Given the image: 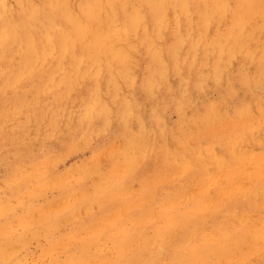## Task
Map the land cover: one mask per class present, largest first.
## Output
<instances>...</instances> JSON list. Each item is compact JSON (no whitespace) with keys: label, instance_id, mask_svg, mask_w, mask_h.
Instances as JSON below:
<instances>
[{"label":"rangeland","instance_id":"1","mask_svg":"<svg viewBox=\"0 0 264 264\" xmlns=\"http://www.w3.org/2000/svg\"><path fill=\"white\" fill-rule=\"evenodd\" d=\"M21 1L22 0H6V1L3 0V3H2L3 8H1L2 6L0 3V14H1L0 25L2 27L4 26L3 29L0 26V31H1L0 32V52H1L0 54L1 55L0 56V81L2 80L0 82V96L2 95V97H0V104H1L0 105L1 107L0 108V113H1L0 114V157H1L0 158V259H1L0 264H74V262L75 264H85L86 261L88 264H92V263L93 264H99V263L100 264H133V263L134 264H143V263L144 264H160V263L161 264H171V263L172 264H228V263L229 264H232V263L233 264H236V263L237 264H252V263L253 264H264V259H263L264 258L263 256L264 255L263 253L264 252V228L262 227L264 226V223H263L264 222V196H263L264 195L263 194L264 193V180H263L264 179V160H263L264 159V144H263L264 143V133H263L264 132V129H263L264 128V112H263L264 111V66H263L264 65V60H263L264 59V52H263L264 51V43H263L264 42L263 41L264 39V29H263L264 28V6H263L264 0H257V1L256 0H244V2L243 0L242 1L241 0H231V2L230 0H228V2L227 0H221V3L223 4V5L221 4L222 8L218 10L217 12H212V9H210L214 5L213 0H200V1L199 0L198 1L197 0H182V1L181 0H177V1L176 0H165L162 6H160L158 3H155V2L153 3L152 2L153 0H144V1L143 0H133V1L132 0H105L104 1L105 3L103 2V0H96V1L95 0H64L63 2L62 0H48V1L46 0V2L48 3L44 2V0H32V1L23 0L22 2ZM209 1H211V4L209 3ZM245 1L248 3H246ZM91 3H93V5ZM9 4L12 5V7L9 6ZM111 4L115 7H113ZM246 4H247V7L249 6L248 8H246ZM4 5L6 7H4ZM72 5L73 7L75 6L74 9ZM202 6H204L205 8ZM259 6L261 9L259 8ZM99 7L100 8L102 7L101 10ZM39 9L41 12L39 11ZM2 10L4 11L2 12ZM17 10L19 11L17 12ZM102 10L104 12H102ZM61 12L64 15H62ZM88 12H89V16L87 14ZM116 12L117 14L114 15V13ZM49 13L52 16H50ZM22 15L23 17H21ZM142 15H144V17H142ZM155 15L157 16V18ZM9 16L11 20L10 19L8 20ZM34 16L37 18H35ZM40 17L43 19H41ZM1 18L2 19L4 18L5 21H3ZM25 19L26 20L28 19V20L26 21ZM32 19L36 21L34 22ZM143 19L146 21H144ZM229 19H231L233 22ZM46 21L48 23H45ZM70 21L72 23L76 22L77 25L75 23L70 24ZM81 21L82 23H80ZM95 21L99 22L97 26H96ZM87 22L89 26L94 25L92 27H98L101 31L104 30L105 33H111L112 35L114 32L116 33L114 35L115 37L117 36L116 37L117 40L113 39V42H112V47L116 44L113 50L111 51L109 50V52L105 51L104 53L100 54L99 57H95L93 55V50L88 49L90 48L88 46V43H90L91 41H94L95 32L94 31L90 32L91 31L90 29L88 30V29L81 28V26L83 27V25H86ZM193 23L197 25V28H196V25H194ZM247 23L248 25H245ZM100 24L103 25L104 27L101 26ZM17 25L20 27H18ZM200 25H202V27ZM72 27L73 28L75 27V28L73 29ZM112 28L114 30H112ZM116 28H120V29H116ZM260 28L262 30H260ZM238 29L240 31H238ZM21 30L23 32H21ZM256 30L258 32H256ZM85 31L86 33H91V34L88 35L87 38L82 39L81 32H85ZM192 31H194L195 33ZM163 33L165 36L163 35ZM236 33L238 34V36H236L237 35ZM20 34L23 36L20 37L21 36ZM64 34L66 37L62 38ZM73 35H76V36H73ZM129 36H133V37H129ZM237 38L240 40H238ZM6 39H8L7 42H6ZM40 39H42L43 41ZM54 40L57 42H55ZM150 40H151V43H150ZM161 41L162 43H159ZM211 41H213V43ZM222 41L224 42L222 43ZM100 42L101 40L99 39V43ZM58 43L60 45H58ZM83 44L86 46H84ZM210 44L211 46L212 45L213 46L211 47ZM156 45L157 47H155ZM242 45L244 46V48L242 47ZM49 47L51 48V50ZM82 47H83V50H81ZM120 48H124V50H120ZM127 48L129 49L127 50ZM44 49L46 50V52ZM117 49L119 51H117ZM114 51L116 52L114 53ZM120 51H122L121 53L123 56L119 57L116 53ZM14 52H16V54ZM31 52H32V56L30 55ZM77 52H79L78 55L81 53L79 57L77 54L75 55V53ZM58 54L59 55L62 54V55L59 56ZM161 54H162V57H160ZM173 54H175L176 56ZM136 55H138L139 57L138 56L136 57ZM249 55H250V59H249ZM260 55H261V58H260ZM76 57H78V59ZM72 59L73 60L75 59V60L73 61ZM124 59L125 60L128 59V61L124 62ZM3 60L5 63L3 62ZM77 60L79 62H77ZM136 60H139V61H136ZM225 61L227 65H225L226 64ZM71 62L72 64H69ZM80 62H81V65H80ZM13 63L16 65H14ZM51 64L53 66H51ZM99 64L102 66H100ZM109 64L110 65L112 64V65L110 66ZM121 64H123L124 66ZM217 64H220V65L217 66ZM25 65H27L28 67H26ZM95 66L97 68H95ZM260 67L262 68L260 69ZM42 68L44 69V71ZM100 68H101V71H100ZM44 73H45V76H44ZM74 73H75V76H74ZM56 74L58 75V77L56 76ZM111 74L113 76H111ZM76 75H78L79 78ZM35 76L37 77L35 78ZM96 76L97 77L99 76V77L97 78ZM7 77H9L8 80H7ZM118 77H121V78L117 79ZM202 77L203 78L206 77V78L203 79ZM44 78L45 80H48V81L47 82L44 81ZM50 78H52L53 80ZM148 78H151V79H148ZM68 79L70 81H68ZM65 80L69 83H67ZM183 82L185 83V85ZM120 83H122V85ZM151 87L152 89L153 88L154 89L152 90ZM39 89H41L40 93H39ZM77 90H80V91H77ZM99 91L100 92L103 91V92L100 93ZM16 95L18 97H16ZM21 95L23 96L21 97ZM236 96L239 97L240 99L237 98ZM20 97H21V100L18 101ZM76 97H79V99H77ZM9 99H11V102ZM107 102L109 104H107ZM12 103L13 104L15 103L14 106ZM30 106H31V109L29 108ZM48 108L50 111L48 110ZM30 111H32V113ZM63 118L64 120H62ZM145 118H146V121H145ZM52 119H54L55 121L54 120L51 121ZM6 120H9V121H6ZM136 120L139 122H136ZM5 121H6V124H5ZM115 122H117L118 125ZM42 123L44 124L42 125ZM249 123H251V125H249ZM32 124L33 125L35 124V125L33 126ZM47 124L49 126H47ZM201 124L202 126H200ZM121 125L124 126L125 128L121 127ZM133 128L135 130L136 129L139 130L140 132L137 130L135 132ZM16 129L18 130L19 133L17 132ZM164 130L166 131V133ZM94 133H95V136H94ZM69 134L71 135L69 136ZM83 134H86L87 137ZM162 135H164V137H162ZM92 137L94 140L92 139ZM13 138H15V140ZM71 141H73V143ZM124 142H126V145ZM237 143L240 145H238ZM114 146L115 148H113ZM72 149L75 151H73ZM234 151H235V154H234ZM239 151L242 153V155H240L241 153L240 154L238 153ZM101 154L103 157H101ZM247 155L248 156L252 155L251 157L253 158L248 157ZM234 156L236 158H234ZM218 157L220 159H218ZM245 157L248 159H246ZM260 158L261 159L263 158V159L260 161ZM46 159H48L49 161ZM155 160L156 161L158 160V161L156 162ZM142 161L145 162L147 166H145ZM218 161H219V164H218ZM36 162L37 164L39 163L38 167H37ZM126 163H127V167H126ZM235 164L237 165V167ZM22 165H26V166H22ZM115 165L117 166V168ZM143 166H145L146 169ZM74 170L77 172H75ZM39 171L42 173H40ZM59 171H60V174H59ZM25 173L27 174L24 176ZM71 175H74V176H71ZM262 175L263 177L261 178ZM71 177H74V178H71ZM185 178H188L189 180ZM73 179L76 181H74ZM74 182H77V183H74ZM21 183L22 184L24 183V185H22ZM200 184H201V187H200ZM12 185L14 186L12 187ZM250 186H253V187H250ZM135 188L137 189L135 190ZM180 191L182 193H180ZM185 192L186 194H184ZM233 192L235 193L233 194ZM182 195L183 196L185 195V196L183 197ZM207 195L208 197H206ZM250 195L251 197H249ZM100 197L102 200L100 199ZM178 198L180 199L181 203L179 202ZM62 199H63V202H62ZM173 200L174 201L176 200V202L174 203ZM210 200L212 201V203ZM114 201L115 202L117 201V202L115 203ZM237 201L238 202L241 201V202L238 203ZM92 202L94 204H92ZM191 202H194V203H191ZM55 203L57 205H55ZM253 203L254 204L256 203V204L253 206ZM172 204H174V206ZM156 206H159V207H156ZM175 206H177V208H175ZM244 206L246 210L244 209ZM148 211L149 213L147 214ZM210 211L212 212V214ZM220 211L222 212L219 213ZM253 211L255 214L253 213ZM180 213H182L181 217H178V215L180 216ZM68 216H70L69 219H68ZM189 216H191V218ZM244 216L245 218H243ZM71 217L72 218L75 217V218L72 219ZM66 218L67 220H65ZM104 218L106 219L104 220ZM124 220L125 221L127 220V221L125 222ZM209 220L210 222H206ZM158 221L161 223H159ZM108 222H110V224ZM145 222H146V226H144ZM153 222L155 223L153 224ZM220 222L222 224H220ZM112 223L114 224L112 225ZM155 224H157L158 226ZM164 224L166 226H164ZM162 226H164V228ZM85 227L87 228V230L85 229ZM135 227H137V229ZM175 228L177 229V231ZM234 229L236 232L234 231ZM115 230L116 231L119 230V231L116 232ZM258 230H261V231H258ZM144 231H146L147 234ZM131 232L134 234L132 235ZM257 232H260V233H257ZM217 233H220V234H217ZM256 233H257V236H256ZM153 235H155V237ZM119 238L121 240H119ZM125 238L127 240H125ZM2 239L4 242L2 241ZM80 239L81 241H79ZM144 239H145V242H144ZM6 241L7 242L11 241V242L7 243ZM258 243L260 244L259 246L257 245ZM254 246H257V247H254ZM134 247L136 248L134 249ZM144 248H146L147 250ZM151 248L152 249L154 248V249L152 250ZM258 248L260 252H258ZM114 250H117V251H114ZM71 252L73 255L71 254ZM169 252L171 254H169ZM220 252H221V256H220ZM135 255H137V257H135ZM125 258L126 259L128 258L129 261L127 260L126 262Z\"/></svg>","mask_w":264,"mask_h":264},{"label":"bare ground","instance_id":"2","mask_svg":"<svg viewBox=\"0 0 264 264\" xmlns=\"http://www.w3.org/2000/svg\"><path fill=\"white\" fill-rule=\"evenodd\" d=\"M5 1H6V0H5ZM22 1H23V0H22ZM22 1H21V2H22ZM25 1H26V0H25ZM25 1H24V2H25ZM31 1H32V0H31ZM47 1H48V0H47ZM63 1H64V0H62V2H63ZM95 1H96V0H95ZM95 1H94V2H95ZM104 1H105V0H103V2H104ZM132 1H133V0H132ZM143 1H144V0H143ZM176 1H177V0H176ZM181 1H182V0H181ZM197 1H198V0H197ZM197 1H196V2H197ZM199 1H200V0H199ZM213 1H214V5H213L210 9H212V12H217L218 10H220V9L222 8V7H221V4H222V3H221V0H213ZM241 1H242V0H241ZM256 1H257V0H256ZM24 2H23V3H24ZM44 2H46V0H44ZM55 2H56V1H55ZM88 2H89V1H88ZM92 2H93V1H92ZM97 2H98V1H97ZM117 2H118V1H117ZM152 2H153V3H154V2H155V3H158L160 6H162V5L164 4L165 0H153ZM174 2H175V1H174ZM178 2H179V1H178ZM187 2H189V1H187ZM227 2H228V0H227ZM230 2H231V0H230ZM233 2H234V1H233ZM239 2H240V1H239ZM243 2H244V0H243ZM245 2H246V1H245ZM0 3H1V6H2L1 8H3V4H2V3H3V0H0ZM16 3H17V2H16ZM27 3H28V2H27ZM46 3H48V2H46ZM51 3H52V2H51ZM73 3H74V2H73ZM89 3H90V2H89ZM104 3H105V2H104ZM120 3H121V2H120ZM134 3H135V2H134ZM142 3H143V2H142ZM201 3H202V2H201ZM209 3L211 4V1H209ZM246 3H248V2H246ZM4 4H5V3H4ZM35 4H36V3H35ZM35 4H34V5H35ZM44 4H45V3H44ZM63 4H64V3H63ZM67 4H68V2H67ZM69 4H70V3H69ZM82 4H83V3H82ZM91 4L93 5V3H91ZM96 4H97V3H96ZM226 4H227V3H226ZM41 5H42V4H41ZM41 5H39V6H41ZM45 5H46V4H45ZM73 5H74V4H73ZM73 5H72V7H73ZM84 5H85V4H84ZM101 5H103V4H101ZM111 5H112V4H111ZM114 5H115V4H114ZM136 5H137V4H136ZM140 5H141V4H140ZM156 5H157V4H156ZM156 5H155V6H156ZM180 5H181V3H180ZM187 5H188V4H187ZM202 5H204V4H202ZM208 5H209V4H208ZM208 5H207V6H208ZM222 5H223V4H222ZM227 5H228V4H227ZM235 5H236V4H235ZM242 5H243V3H242ZM249 5H250V4H249ZM9 6L12 7V5H10V4H9ZM28 6H29V5H28ZM28 6H26V7H28ZM43 6H44V5H43ZM47 6H48V5H47ZM53 6H54V5H53ZM61 6H62V5H61ZM76 6H77V5H76ZM85 6H86V5H85ZM89 6H90V5H89ZM112 6H113V5H112ZM199 6H200V5H199ZM233 6H234V5H233ZM254 6H255V5H254ZM263 6H264V5H263ZM263 6H262V7H263ZM4 7H6V6L4 5ZM23 7H25V6H23ZM44 7H45V6H44ZM44 7H43V8H44ZM62 7H63V6H62ZM70 7H71V5H70ZM70 7H69V8H70ZM74 7H75V6H74ZM74 7H73V9H74ZM77 7H78V6H77ZM90 7H91V6H90ZM113 7H115V6H113ZM164 7H165V6H164ZM193 7H194V6H193ZM202 7H204V6H202ZM225 7H226V5H225ZM230 7H231V6H230ZM248 7H249V6H248ZM248 7H247V4H246V8H248ZM8 8H9V7H8ZM15 8H16V6H15ZM64 8H65V7H64ZM95 8H96V7H95ZM99 8H100V7H99ZM101 8H102V7H101ZM101 8H100V10H101ZM125 8H126V7H125ZM159 8H160V7H159ZM175 8H176V7H175ZM198 8H199V7H198ZM198 8H197V9H198ZM200 8H201V7H200ZM204 8H205V7H204ZM231 8H232V7H231ZM246 8H245V9H246ZM251 8H252V7H251ZM259 8H260V6H259ZM20 9H21V8H20ZM54 9H55V8H54ZM70 9H71V8H70ZM70 9H69V10H70ZM114 9H115V8H114ZM132 9H133V8H132ZM150 9H151V8H150ZM160 9H161V8H160ZM191 9H192V8H191ZM202 9H203V8H202ZM235 9H236V8H235ZM238 9H239V8H238ZM257 9H258V8H257ZM257 9H256V10H257ZM260 9H261V8H260ZM32 10H33V9H32ZM83 10H84V9H83ZM90 10H91V9H90ZM98 10H99V9H98ZM98 10H97V11H98ZM140 10H142V9H140ZM140 10H139V11H140ZM156 10H157V9H156ZM168 10H169V9H168ZM188 10H189V9H188ZM194 10H195V9H194ZM206 10H207V8H206ZM248 10H249V9H248ZM254 10H255V9H254ZM3 11H4V10H2V12H3ZM7 11H8V10H7ZM9 11H10V10H9ZM18 11H19V10H17V12H18ZM21 11H22V10H21ZM39 11H40V9H39ZM53 11H54V10H53ZM65 11H66V10H65ZM85 11H87V10H85ZM88 11H89V10H88ZM111 11H112V10H111ZM129 11H130V10H129ZM148 11H149V10H148ZM228 11H229V10H228ZM230 11H231V10H230ZM235 11H236V10H235ZM243 11H244V10H243ZM257 11H258V10H257ZM40 12H41V11H40ZM44 12H45V10H44ZM49 12H50V11H49ZM100 12H101V11H100ZM102 12H104V11L102 10ZM107 12H108V11H107ZM126 12H127V11H126ZM156 12H158V11H156ZM200 12H201V11H200ZM253 12H254V11H253ZM4 13H5V12H4ZM14 13H15V12H14ZM19 13H20V12H19ZM19 13H18V14H19ZM23 13H24V12H23ZM53 13H54V12H53ZM59 13H60V11H59ZM61 13H62V12H61ZM92 13H93V12H92ZM143 13H144V11H143ZM143 13H142V14H143ZM160 13H161V12H160ZM189 13H190V12H189ZM203 13H204V11H203ZM206 13H207V11H206ZM6 14H7V12H6ZM9 14H10V13H9ZM30 14H31V13H30ZM35 14H36V13H35ZM54 14H55V13H54ZM56 14H57V13H56ZM70 14H71V12H70ZM73 14H74V12H73ZM77 14H78V13H77ZM87 14H88V16H89V12H88ZM116 14H117V12L114 13V15H116ZM138 14H139V12H138ZM165 14H166V13H165ZM252 14H253V13H252ZM262 14H263V12H262ZM24 15H25V14H24ZM49 15H50V13H49ZM62 15H64V14L62 13ZM101 15H102V14H101ZM112 15H113V14H112ZM124 15H125V14H124ZM161 15H162V14H161ZM172 15H173V14H172ZM191 15H192V14H191ZM228 15H229V13H228ZM232 15H233V13H232ZM246 15H247V14H246ZM250 15H251V14H250ZM0 16H1V14H0ZM10 16H11V15H10ZM10 16L8 17V20L10 19ZM42 16H43V15H42ZM50 16H52V15H50ZM69 16H71V15H69ZM95 16H96V15H95ZM106 16H107V15H106ZM117 16H118V15H117ZM133 16H135V15H133ZM155 16H156V15H155ZM175 16H176V15H175ZM202 16H203V15H202ZM207 16H208V15H207ZM218 16H219V14H218ZM234 16H235V14H234ZM237 16H238V15H237ZM243 16H245V15H243ZM243 16H242V17H243ZM258 16H259V15H258ZM21 17H23V15H22ZM34 17H35V16H34ZM54 17H55V16H54ZM101 17H102V16H101ZM107 17H108V16H107ZM129 17H130V16H129ZM142 17H144V15H142ZM164 17H165V15H164ZM178 17H179V16H178ZM189 17H190V16H189ZM198 17H200V16H198ZM239 17H240V16H239ZM254 17H255V16H254ZM32 18H33V17H32ZM35 18H37V17H35ZM40 18H41V17H40ZM48 18H49V17H48ZM57 18H58V17H57ZM71 18H72V17H71ZM97 18H98V17H97ZM126 18H127V16H126ZM156 18H157V16H156ZM195 18H196V17H195ZM215 18H216V17H215ZM218 18H219V17H218ZM240 18H241V17H240ZM244 18H245V17H244ZM1 19H2V18H1ZM41 19H43V18H41ZM67 19H68V17H67ZM102 19H103V18H102ZM102 19H101V20H102ZM105 19H106V18H105ZM111 19H112V18H111ZM117 19H118V18H117ZM129 19H130V18H129ZM133 19H134V18H133ZM159 19H161V18H159ZM166 19H167V18H166ZM176 19H177V18H176ZM246 19H247V17H246ZM250 19H251V18H250ZM259 19H260V18H259ZM261 19H262V18H261ZM2 20L5 21L4 18H3ZM2 20H1V21H2ZM10 20H11V19H10ZM25 20H26V19H25ZM27 20H28V19H27ZM27 20H26V21H27ZM32 20H33V19H32ZM32 20H31V21H32ZM45 20H46V19H45ZM65 20H66V19H65ZM131 20H132V18H131ZM143 20H144V19H143ZM143 20H142V21H143ZM167 20H168V19H167ZM199 20H200V19H199ZM202 20H203V19H202ZM215 20H216V19H215ZM217 20H218V19H217ZM229 20H231V19H229ZM234 20H235V18H234ZM3 21H2V22H3ZM33 21H34V20H33ZM35 21H36V20H35ZM35 21H34V22H35ZM54 21H55V20H54ZM103 21H104V20H103ZM115 21H117V20H115ZM144 21H146V20H144ZM155 21H156V20H155ZM188 21H189V20H188ZM193 21H194V20H193ZM213 21H214V20H213ZM222 21H223V19H222ZM231 21H232V20H231ZM238 21H239V20H238ZM9 22H10V21H9ZM11 22H12V21H11ZM24 22H25V21H24ZM95 22H96V21H95ZM101 22H102V21H101ZM108 22H109V21H108ZM136 22H137V21H136ZM152 22H153V21H152ZM164 22H165V21H164ZM164 22H163V23H164ZM195 22H196V21H195ZM215 22H216V21H215ZM232 22H233V21H232ZM234 22H236V21H234ZM244 22H245V21H244ZM246 22H247V21H246ZM259 22H260V21H259ZM259 22H258V23H259ZM261 22H262V21H261ZM17 23H18V22H17ZM25 23H26V22H25ZM29 23H30V22H29ZM45 23H48V22L46 21ZM71 23H72V22L70 21V24H71ZM74 23L76 24V22H73L72 24H74ZM80 23H82V21H81ZM216 23H217V22H216ZM20 24H21V23H20ZM23 24H24V23H23ZM98 24H99V22H96V26H97ZM105 24H107V23H105ZM122 24H123V23H122ZM125 24H126V23H125ZM140 24H141V23H140ZM178 24H179V23H178ZM188 24H189V23H188ZM193 24H194V23H193ZM200 24H201V22H200ZM253 24H254V23H253ZM2 25H3V24H2ZM6 25H7V24H6ZM50 25H51V24H50ZM64 25H65V24H64ZM76 25H77V24H76ZM90 25H91V24H90ZM100 25H101V24H100ZM112 25H114V24H112ZM133 25H134V24H133ZM194 25H196V24H194ZM245 25H248V23L245 24ZM0 26H1V25H0ZM17 26H18V25H17ZM52 26H53V25H52ZM52 26H51V27H52ZM57 26H58V25H57ZM60 26H61V25H60ZM62 26H63V25H62ZM72 26H73V25H72ZM92 26H94V25H92ZM92 26H89V25H88V22H87V24H86V25H83V27L81 26V28L88 29V30L90 29V30H91L90 32H92V31L95 32V34H94V35H95L94 41H91V40H90L91 42L88 43V46L90 47V48H88V49H92V50H93V55H94L95 57H99V55L102 54V53H104L105 51H106V52H109V50H110V51L113 50V48H114V46H115L116 44L112 47V42H113V39L117 40V38H116L117 36L115 37V35H114V34H116V33L114 32L113 35H112L111 33H105L104 30L101 31L98 27H92ZM101 26H103V25H101ZM122 26H123V25H122ZM157 26H158V25H157ZM157 26H156V28H157ZM185 26H186V25H185ZM191 26H192V25H191ZM200 26L202 27V25H200ZM231 26H232V25H231ZM239 26H240V25H239ZM252 26H253V25H252ZM256 26H258V25H256ZM1 27H2V26H1ZM6 27H8V26H6ZM18 27H20V26H18ZM26 27H27V26H26ZM103 27H104V26H103ZM123 27H124V26H123ZM189 27H190V26H189ZM208 27H209V26H208ZM215 27H216V26H215ZM236 27H237V26H236ZM243 27H244V26H243ZM247 27H248V26H247ZM3 28H4V26L2 27V29H3ZM21 28H22V27H21ZM32 28H33V27H32ZM34 28H35V26H34ZM40 28H41V27H40ZM59 28H60V27H59ZM72 28H73V27H72ZM74 28H75V27H74ZM74 28H73V29H74ZM126 28H127V27H126ZM190 28H191V27H190ZM196 28H197V25H196ZM203 28H204V27H203ZM203 28H202V29H203ZM223 28H224V27H223ZM250 28H251V27H250ZM252 28H253V27H252ZM6 29H7V28H6ZM55 29H56V28H55ZM57 29H58V28H57ZM63 29H64V28H63ZM65 29H66V28H65ZM68 29H69V28H68ZM116 29H120V28H116ZM146 29H147V28H146ZM163 29H164V28H163ZM194 29H195V28H194ZM258 29H259V28H258ZM263 29H264V28H263ZM17 30H18V29H17ZM66 30H67V29H66ZM112 30H114V29L112 28ZM136 30H137V29H136ZM260 30H262V29L260 28ZM53 31H54V30H53ZM53 31H51V32H53ZM60 31H61V29H60ZM72 31H73V30H72ZM74 31H75V30H74ZM134 31H135V30H134ZM145 31H146V30H145ZM185 31H186V30H185ZM188 31H189V30H188ZM228 31H229V30H228ZM238 31H240V30L238 29ZM0 32H1V31H0ZM21 32H23V31L21 30ZM30 32H31V30H30ZM37 32H38V31H37ZM45 32H46V31H45ZM48 32H49V31H48ZM62 32H63V31H62ZM124 32H125V31H124ZM127 32H128V31H127ZM132 32H133V31H132ZM155 32H156V31H155ZM182 32H183V31H182ZM192 32H194V31H192ZM226 32H227V31H226ZM242 32H243V31H242ZM256 32H258V31L256 30ZM2 33H3V32H2ZM6 33H7V32H6ZM39 33H40V32H39ZM71 33H72V32H71ZM71 33H70V34H71ZM81 33H82V39L87 38V36L91 34V33H86V31H85V32H81ZM125 33H126V32H125ZM125 33H123V34H125ZM146 33H147V32H146ZM178 33H179V32H178ZM194 33H195V32H194ZM227 33H228V32H227ZM238 33H239V32H238ZM253 33H254V32H253ZM260 33H261V32H260ZM15 34H17V33H15ZM35 34H36V33H35ZM37 34H38V33H37ZM67 34H68V33H67ZM74 34H75V33H74ZM77 34H78V33H77ZM179 34H180V33H179ZM221 34H222V33H221ZM236 34H237V33H236ZM242 34H243V33H242ZM6 35H7V34H6ZM9 35H10V34H9ZM20 35H21V34H20ZM32 35H33V34H32ZM49 35H50V34H49ZM80 35H81V34H80ZM92 35H93V34H92ZM129 35H130V34H129ZM151 35H152V34H151ZM163 35H164V33H163ZM177 35H178V34H177ZM189 35H190V34H189ZM224 35H225V34H224ZM227 35H228V34H227ZM247 35H248V34H247ZM250 35H251V34H250ZM22 36H23V35H21L20 37H22ZM52 36H53V35H52ZM73 36H76V35H73ZM73 36H72V37H73ZM164 36H165V35H164ZM186 36H187V34H186ZM196 36H197V35H196ZM206 36H207V35H206ZM236 36H238V34H237ZM259 36H260V35H259ZM32 37H33V36H32ZM35 37H36V36H35ZM58 37H59V36H58ZM58 37H56V38H58ZM65 37H66V36H65V34H64V36H62V38H65ZM129 37H133V36H129ZM144 37H146V36H144ZM147 37H149V36H147ZM239 37H240V36H239ZM16 38H17V37H16ZM51 38H52V37H51ZM51 38H50V39H51ZM54 38H55V37H54ZM68 38H70V37H68ZM122 38H123V37H122ZM181 38H182V37H181ZM181 38H180V39H181ZM199 38H200V37H199ZM215 38H216V37H215ZM225 38H226V37H225ZM17 39H18V38H17ZM17 39H16V40H17ZM25 39H26V38H25ZM74 39H75V38H74ZM77 39H78V38H77ZM91 39H92V38H91ZM99 39L101 40L100 43H99ZM135 39H136V38H135ZM145 39H146V38H145ZM145 39H144V40H145ZM148 39H149V38H148ZM148 39H147V40H148ZM187 39H188V38H187ZM203 39H204V38H203ZM226 39H227V38H226ZM229 39H230V38H229ZM237 39H238V38H237ZM243 39H244V38H243ZM7 40H8V39H6V42H7ZM23 40H24V39H23ZM40 40H42V39H40ZM44 40H45V39H44ZM59 40H60V39H59ZM67 40H68V39H67ZM120 40H121V39H120ZM162 40H163V39H162ZM215 40H216V39H215ZM219 40H220V39H219ZM221 40H222V39H221ZM233 40H234V39H233ZM238 40H240V39H238ZM260 40H261V39H260ZM21 41H22V40H21ZM42 41H43V40H42ZM51 41H52V40H51ZM54 41H55V40H54ZM60 41H61V40H60ZM84 41H85V40H84ZM145 41H146V40H145ZM159 41H160V40H159ZM184 41H185V39H184ZM192 41H193V40H192ZM199 41H200V40H199ZM257 41H258V40H257ZM263 41H264V39H263ZM6 42H4V43H6ZM25 42H26V41H25ZM28 42H29V41H28ZM28 42H27V43H28ZM36 42H37V41H36ZM55 42H57V41H55ZM55 42H54V43H55ZM66 42H67V41H66ZM74 42H75V41H74ZM156 42H157V41H156ZM194 42H195V40H194ZM211 42L213 43V41H211ZM215 42H216V41H215ZM223 42H224V41H222V43H223ZM225 42H226V41H225ZM247 42H248V41H247ZM254 42H256V41H254ZM259 42H260V41H259ZM44 43H45V42H44ZM114 43H115V42H114ZM117 43H118V42H117ZM150 43H151V40H150ZM159 43H162V41L159 42ZM184 43H185V42H184ZM190 43H191V42H190ZM192 43H193V42H192ZM209 43H210V42H209ZM220 43H221V41H220ZM263 43H264V42H263ZM24 44H25V43H24ZM33 44H34V43H33ZM62 44H63V43H62ZM62 44H61V45H62ZM132 44H133V43H132ZM136 44H137V43H136ZM198 44H199V43H198ZM217 44H218V43H217ZM233 44H234V43H233ZM20 45H21V44H20ZM34 45H35V44H34ZM49 45H50V44H49ZM58 45H60V44L58 43ZM83 45H84V44H83ZM122 45H123V43H122ZM126 45H127V44H126ZM179 45H180V44H179ZM191 45H192V44H191ZM44 46H45V45H44ZM53 46H54V45H53ZM63 46H64V45H63ZM84 46H86V45H84ZM210 46H211V44H210ZM212 46H213V45H212ZM212 46H211V47H212ZM221 46H222V45H221ZM239 46H240V44H239ZM262 46H263V45H262ZM11 47H12V46H11ZM14 47H15V46H14ZM60 47H61V46H60ZM60 47H59V48H60ZM69 47H70V46H69ZM155 47H157V45H156ZM175 47H176V46H175ZM177 47H178V46H177ZM206 47H207V46H206ZM242 47L244 48L243 45H242ZM242 47H241V48H242ZM23 48H24V46H23ZM26 48H27V47H26ZM30 48H31V47H30ZM49 48H50V47H49ZM49 48H48V49H49ZM79 48H80V47H79ZM124 48H126V47H124ZM124 48H120V50H124ZM131 48H132V47H131ZM220 48H221V47H220ZM231 48H232V47H231ZM235 48H236V47H235ZM243 48H242V49H243ZM28 49H29V48H28ZM38 49H39V48H38ZM45 49H46V48H45ZM45 49H44V50H45ZM61 49H62V48H61ZM63 49H64V48H63ZM72 49H73V48H72ZM77 49H78V47H77ZM118 49H119V48H118ZM118 49H117V51H119ZM128 49H129V48H127V50H128ZM161 49H162V48H161ZM197 49H198V48H197ZM232 49H233V48H232ZM238 49H240V48H238ZM18 50H19V49H18ZM35 50H37V49H35ZM42 50H43V49H42ZM50 50H51V48H50ZM66 50H67V49H66ZM69 50H70V49H69ZM74 50H75V49H74ZM81 50H83V47H82ZM115 50H116V49H115ZM134 50H135V49H134ZM220 50H221V49H220ZM222 50H223V49H222ZM236 50H237V49H236ZM255 50H256V48H255ZM255 50H254V51H255ZM259 50H260V49H259ZM26 51H27V50H26ZM53 51H54V50H53ZM59 51H60V50H59ZM70 51H71V50H70ZM84 51H85V49H84ZM173 51H174V50H173ZM189 51H190V50H189ZM202 51H203V50H202ZM240 51H241V50H240ZM43 52H44V51H43ZM45 52H46V50H45ZM61 52H62V51H61ZM65 52H66V51H65ZM87 52H88V51H87ZM90 52H91V51H90ZM115 52H116V51H114V53H115ZM121 52H122V51L117 52L116 54H117L119 57H120V56H123ZM151 52H152V51H151ZM155 52H156V51H155ZM178 52H179V51H178ZM205 52H206V51H205ZM205 52H204V53H205ZM223 52H224V51H223ZM241 52H242V51H241ZM263 52H264V51H263ZM14 53L16 54V52H14ZM18 53H19V52H18ZM23 53H24V52H23ZM51 53H52V52H51ZM51 53H50V54H51ZM56 53H57V52H56ZM66 53H67V52H66ZM69 53H70V52H69ZM78 53H79V52L75 53V55H76V54L78 55ZM125 53H126V52H125ZM130 53H131V52H130ZM161 53H162V52H161ZM212 53H213V52H212ZM251 53H252V52H251ZM0 54H1V52H0ZM47 54H48V53H47ZM47 54H46V55H47ZM62 54H63V53H62ZM62 54H61V55H62ZM85 54H86V53H85ZM85 54H84V55H85ZM116 54H115V55H116ZM123 54H124V53H123ZM240 54H241V53H240ZM5 55H6V54H5ZM27 55H28V54H27ZM30 55L32 56V52L30 53ZM33 55H35V54H33ZM37 55H38V54H37ZM52 55H53V54H52ZM54 55H55V54H54ZM58 55H59V54H58ZM61 55H59V56H61ZM80 55H81V53L78 55V57H79ZM104 55H105V54H104ZM106 55H107V54H106ZM133 55H134V53H133ZM173 55H175V54H173ZM178 55H179V54H178ZM237 55H238V54H237ZM237 55H236V56H237ZM245 55H246V54H245ZM245 55H244V56H245ZM0 56H1V55H0ZM9 56H10V55H9ZM9 56H8V57H9ZM28 56H29V55H28ZM56 56H57V55H56ZM59 56H58V57H59ZM86 56H87V55H86ZM109 56H110V55H109ZM137 56H138V55H136V57H137ZM175 56H176V55H175ZM203 56H205V55H203ZM219 56H220V55H219ZM47 57H48V56H47ZM53 57H54V56H53ZM58 57H57V59H58ZM78 57H76V58L78 59ZM83 57H84V56H83ZM114 57H115V56H114ZM138 57H139V56H138ZM160 57H162V54L160 55ZM173 57H174V56H173ZM184 57H185V56H184ZM242 57H243V56H242ZM242 57H241V58H242ZM252 57H253V56H252ZM262 57H263V55H262ZM5 58H6V57H5ZM5 58H4V59H5ZM10 58H11V57H10ZM18 58H19V57H18ZM18 58H17V59H18ZM54 58H55V57H54ZM71 58H72V57H71ZM109 58H111V57H109ZM121 58H122V57H121ZM133 58H134V57H133ZM177 58H178V57H177ZM260 58H261V55H260ZM17 59H16V60H17ZM19 59H20V58H19ZM23 59H24V58H23ZM39 59H40V58H39ZM52 59H53V58H52ZM63 59H64V58H63ZM85 59H86V58H85ZM92 59H93V57H92ZM98 59H99V58H98ZM98 59H97V60H98ZM106 59H107V58H106ZM117 59H118V58H117ZM122 59H123V58H122ZM194 59H195V58H194ZM208 59H209V58H208ZM210 59H211V58H210ZM249 59H250V55H249ZM5 60H6V59H5ZM25 60H27V59H25ZM25 60H23V61H25ZM46 60H47V59H46ZM72 60H73V59H72ZM74 60H75V59H74ZM74 60H73V61H74ZM81 60H82V59H81ZM103 60H104V59H103ZM112 60H113V59H112ZM130 60H131V59H130ZM184 60H185V59H184ZM196 60H197V59H196ZM216 60H218V59H216ZM252 60H253V59H252ZM261 60H262V59H261ZM263 60H264V59H263ZM11 61H12V60H11ZM23 61H22V62H23ZM28 61H29V60H28ZM61 61H62V60H61ZM85 61H86V60H85ZM87 61H88V60H87ZM106 61H107V60H106ZM109 61H110V60H109ZM126 61H128V59H126V60L124 59V62H126ZM136 61H139V60H136ZM167 61H168V60H167ZM3 62H4V60H3ZM13 62H14V61H13ZM44 62H45V61H44ZM77 62H79V61L77 60ZM98 62H99V61H98ZM111 62H112V61H111ZM118 62H119V61H118ZM160 62H161V60H160ZM160 62H159V63H160ZM165 62H166V61H165ZM207 62H208V61H207ZM252 62H253V61H252ZM4 63H5V62H4ZM26 63H27V62H26ZM28 63H29V62H28ZM64 63H66V62H64ZM99 63H100V62H99ZM116 63H117V61H116ZM136 63H137V62H136ZM159 63H158V64H159ZM178 63H179V62H178ZM182 63H183V62H182ZM205 63H206V62H205ZM225 63H226V61H225ZM248 63H249V62H248ZM13 64H14V63H13ZM60 64H61V63H60ZM69 64H72V62L69 63ZM94 64H95V63H94ZM129 64H130V63H129ZM176 64H177V63H176ZM176 64H175V65H176ZM7 65H8V64H7ZM14 65H16V64H14ZM32 65H33V64H32ZM64 65H66V64H64ZM64 65H63V66H64ZM75 65H76V64H75ZM80 65H81V62H80ZM99 65H100V64H99ZM109 65H110V64H109ZM111 65H112V64H111ZM111 65H110V66H111ZM113 65H114V64H113ZM115 65H116V64H115ZM121 65H123V64H121ZM121 65H120V66H121ZM162 65H163V64H162ZM193 65H194V64H193ZM196 65H197V64H196ZM208 65H209V64H208ZM218 65H220V64H217V66H218ZM225 65H227V63H226ZM249 65H250V64H249ZM25 66L28 67L27 65H25ZM33 66H34V65H33ZM51 66H53V65L51 64ZM100 66H102V65H100ZM106 66H107V65H106ZM123 66H124V65H123ZM130 66H131V65H130ZM137 66H138V65H137ZM154 66H155V65H154ZM166 66H167V65H166ZM200 66H201V65H200ZM239 66H240V65H239ZM239 66H238V68H239ZM242 66H243V65H242ZM244 66H245V64H244ZM263 66H264V65H263ZM5 67H6V65H5ZM85 67H86V66H85ZM134 67H135V66H134ZM157 67H158V66H157ZM164 67H165V66H164ZM258 67H259V66H258ZM11 68H12V67H11ZM33 68H34V67H33ZM43 68H44V67H43ZM43 68H42V69H43ZM56 68H57V67H56ZM78 68H79V66H78ZM87 68H88V67H87ZM95 68H97V67L95 66ZM108 68H109V67H108ZM136 68H137V67H136ZM136 68H135V69H136ZM153 68H154V67H153ZM177 68H178V67H177ZM193 68H194V67H193ZM216 68H217V67H216ZM222 68H223V67H222ZM222 68H221V69H222ZM241 68H242V67H241ZM261 68H262V67H260V69H261ZM14 69H15V68H14ZM45 69H46V68H45ZM50 69H51V68H50ZM62 69H63V68H62ZM91 69H92V68H91ZM111 69H112V67H111ZM121 69H122V68H121ZM123 69H124V68H123ZM130 69H131V68H130ZM180 69H181V68H180ZM209 69H210V68H209ZM213 69H214V67H213ZM6 70H7V69H6ZM72 70H73V69H72ZM109 70H110V69H109ZM109 70H108V71H109ZM136 70H137V69H136ZM159 70H160V69H159ZM188 70H189V69H188ZM225 70H226V69H225ZM225 70H224V71H225ZM254 70H255V69H254ZM43 71H44V69H43ZM48 71H49V70H48ZM54 71H55V70H54ZM73 71H74V70H73ZM78 71H79V70H78ZM83 71H84V70H83ZM94 71H95V69H94ZM100 71H101V68H100ZM114 71H115V70H114ZM157 71H158V70H157ZM247 71H248V70H247ZM252 71H253V70H252ZM258 71H259V70H258ZM258 71H256V72H258ZM12 72H13V71H12ZM33 72H34V70H33ZM60 72H62V71H60ZM122 72H123V71H122ZM130 72H131V71H130ZM136 72H137V71H136ZM147 72H148V71H147ZM190 72H191V71H190ZM212 72H213V70H212ZM35 73H36V72H35ZM35 73H34V74H35ZM67 73H68V72H67ZM87 73H88V72H87ZM93 73H94V72H93ZM154 73H155V72H154ZM167 73H168V72H167ZM215 73H216V72H215ZM12 74H13V73H12ZM109 74H110V73H109ZM114 74H115V73H114ZM136 74H137V73H136ZM152 74H153V73H152ZM159 74H160V73H159ZM163 74H164V72H163ZM217 74H218V73H217ZM221 74H222V73H221ZM248 74H249V73H248ZM257 74H258V73H257ZM47 75H48V74H47ZM72 75H73V74H72ZM72 75H71V76H72ZM81 75H82V74H81ZM105 75H106V74H105ZM148 75H149V74H148ZM160 75H161V74H160ZM201 75H202V74H201ZM252 75H253V74H252ZM32 76H33V75H32ZM32 76H31V77H32ZM37 76H38V74H37ZM37 76H35V78H36ZM44 76H45V73H44ZM54 76H55V75H54ZM56 76L58 77L57 74H56ZM56 76H55V77H56ZM66 76H67V74H66ZM66 76H65V78H66ZM69 76H70V75H69ZM74 76H75V73H74ZM76 76L78 77V75H76ZM79 76H80V75H79ZM87 76H88V75H87ZM99 76H100V75H99ZM99 76H98V77H99ZM106 76H107V75H106ZM111 76H113V75L111 74ZM187 76H188V75H187ZM212 76H213V74H212ZM259 76H260V75H259ZM2 77H3V76H2ZM22 77H23V76H22ZM42 77H43V76H42ZM96 77H97V76H96ZM98 77H97V78H98ZM108 77H110V76H108ZM123 77H124V76H123ZM148 77H149V76H148ZM161 77H163V76H161ZM179 77H180V76H179ZM250 77H251V76H250ZM8 78H9V77H7V80H8ZM69 78H70V77H69ZM72 78H73V77H72ZM78 78H79V77H78ZM90 78H91V77H90ZM101 78H102V77H101ZM119 78H121V77H118L117 79H119ZM168 78H169V77H168ZM202 78H203V77H202ZM205 78H206V77H205ZM205 78H203V79H205ZM211 78H212V77H211ZM230 78H231V77H230ZM243 78H244V76H243ZM2 79H3V78H2ZM20 79H21V78H20ZM50 79H52V78H50ZM56 79H57V78H56ZM70 79H71V78H70ZM134 79H135V78H134ZM148 79H151V78H148ZM196 79H197V78H196ZM231 79H232V78H231ZM252 79H253V78H252ZM11 80H12V78H11ZM27 80H28V79H27ZM29 80H30V79H29ZM36 80H37V79H36ZM52 80H53V79H52ZM81 80H82V79H81ZM87 80H88V79H87ZM94 80H95V79H94ZM108 80H109V79H108ZM108 80H107V82H108ZM123 80H124V79H123ZM144 80H145V79H144ZM165 80H166V79H165ZM168 80H169V79H168ZM181 80H182V79H181ZM200 80H201V78H200ZM200 80H199V81H200ZM206 80H207V79H206ZM242 80H243V79H242ZM250 80H251V79H250ZM1 81H2V80H1ZM1 81H0V82H1ZM9 81H10V80H9ZM44 81L47 82L48 80H45V78H44ZM65 81H66V80H65ZM68 81H70V80L68 79ZM79 81H80V80H79ZM109 81H110V80H109ZM169 81H170V80H169ZM178 81H179V80H178ZM184 81H185V80H184ZM233 81H234V80H233ZM244 81H245V80H244ZM66 82H67V81H66ZM94 82H95V81H94ZM111 82H112V81H111ZM111 82H110V83H111ZM124 82H125V81H124ZM124 82H123V83H124ZM146 82H147V81H146ZM225 82H226V81H225ZM256 82H257V81H256ZM18 83H19V82H18ZM35 83H37V82H35ZM44 83H45V82H44ZM48 83H49V82H48ZM67 83H69V82H67ZM71 83H73V82H71ZM76 83H77V82H76ZM112 83H113V82H112ZM129 83H131V82H129ZM129 83H127V84H129ZM147 83H148V82H147ZM160 83H161V82H160ZM183 83H184V82H183ZM213 83H214V81H213ZM219 83H220V82H219ZM81 84H82V82H81ZM94 84H95V83H94ZM120 84L122 85V83H120ZM166 84H167V83H166ZM187 84H188V83H187ZM201 84H202V83H201ZM2 85H3V84H2ZM58 85H59V84H58ZM68 85H69V84H68ZM68 85H66V86H68ZM95 85H96V84H95ZM112 85H113V84H112ZM116 85H117V84H116ZM116 85H115V86H116ZM184 85H185V83H184ZM210 85H211V84H210ZM38 86H39V85H38ZM40 86H41V85H40ZM72 86H73V85H72ZM144 86H145V84H144ZM181 86H182V85H181ZM241 86H242V85H241ZM246 86H247V85H246ZM12 87H13V86H12ZM26 87H27V86H26ZM28 87H29V86H28ZM30 87H31V86H30ZM41 87H42V86H41ZM112 87H113V86H112ZM123 87H124V86H123ZM154 87H155V85H154ZM170 87H171V86H170ZM220 87H221V86H220ZM222 87H223V86H222ZM253 87H254V86H253ZM20 88H21V87H20ZM31 88H32V87H31ZM36 88H37V87H36ZM46 88H47V86H46ZM48 88H50V87H48ZM66 88H67V87H66ZM98 88H99V87H98ZM107 88H108V87H107ZM107 88H106V89H107ZM121 88H122V87H121ZM143 88H144V87H143ZM145 88H146V87H145ZM171 88H172V87H171ZM180 88H181V87H180ZM228 88H229V87H228ZM234 88H235V87H234ZM236 88H237V87H236ZM7 89H8V88H7ZM11 89H12V88H11ZM13 89H14V88H13ZM67 89H68V88H67ZM79 89H80V88H79ZM90 89H91V88H90ZM151 89H152V87H151ZM153 89H154V88H153ZM153 89H152V90H153ZM219 89H220V88H219ZM34 90H35V89H34ZM65 90H66V89H65ZM65 90H64V91H65ZM92 90H93V88H92ZM94 90H95V89H94ZM104 90H105V89H104ZM147 90H148V89H147ZM166 90H167V89H166ZM1 91H2V90H1ZM40 91H41V89H39V93H40ZM49 91H50V90H49ZM57 91H58V90H57ZM61 91H62V90H61ZM64 91H63V92H64ZM77 91H80V90H77ZM113 91H114V90H113ZM117 91H118V90H117ZM157 91H158V90H157ZM169 91H170V90H169ZM201 91H202V90H201ZM204 91H205V90H204ZM227 91H228V90H227ZM230 91H231V90H230ZM44 92H46V91H44ZM51 92H52V91H51ZM75 92H76V91H75ZM88 92H90V91H88ZM99 92H100V91H99ZM101 92H103V91H101ZM101 92H100V93H101ZM104 92H105V91H104ZM122 92H123V91H122ZM236 92H237V91H236ZM20 93H21V92H20ZM92 93H93V92H92ZM105 93H106V92H105ZM120 93H121V92H120ZM173 93H174V92H173ZM259 93H260V92H259ZM45 94H46V93H45ZM45 94H44V95H45ZM58 94H59V93H58ZM69 94H70V92H69ZM118 94H119V92H118ZM146 94H147V93H146ZM169 94H170V92H169ZM184 94H185V93H184ZM202 94H203V93H202ZM216 94H217V93H216ZM228 94H229V93H228ZM248 94H250V93H248ZM251 94H252V93H251ZM3 95H4V94H3ZM5 95H6V94H5ZM17 95H18V94H17ZM17 95H16V97H18ZM23 95H24V94H23ZM23 95H21V97H22ZM36 95H37V94H36ZM42 95H43V94H42ZM55 95H56V94H55ZM83 95H84V94H83ZM87 95H89V94H87ZM93 95H94V94H93ZM103 95H104V94H103ZM124 95H125V94H124ZM149 95H150V94H149ZM233 95H234V94H233ZM58 96H59V95H58ZM79 96H80V95H79ZM107 96H108V95H107ZM180 96H181V95H180ZM195 96H196V95H195ZM244 96H245V95H244ZM0 97H2V95H1ZM4 97H5V96H4ZM4 97H3V98H4ZM21 97L18 99V101L21 100ZM90 97H91V96H90ZM90 97H89V98H90ZM174 97H175V96H174ZM207 97H208V96H207ZM217 97H218V96H217ZM220 97H221V96H220ZM236 97H237V96H236ZM241 97H242V96H241ZM11 98H12V97H11ZM60 98H61V97H60ZM76 98L79 99V97H76ZM82 98H83V96H82ZM110 98H111V97H110ZM122 98H123V97H122ZM231 98H232V97H231ZM237 98H239V97H237ZM250 98H251V97H250ZM36 99H37V98H36ZM96 99H97V97H96ZM117 99H118V98H117ZM128 99H129V98H128ZM146 99H147V98H146ZM146 99H145V100H146ZM228 99H229V98H228ZM239 99H240V98H239ZM9 100H10V102H11V99H9ZM16 100H17V99H16ZM42 100H44V99H42ZM42 100H41V101H42ZM55 100H56V99H55ZM58 100H59V99H58ZM69 100H70V99H69ZM82 100H83V99H82ZM181 100H182V99H181ZM30 101H31V100H30ZM37 101H38V100H37ZM67 101H68V100H67ZM101 101H102V100H101ZM116 101H117V100H116ZM123 101H124V100H123ZM136 101H137V100H136ZM187 101H188V100H187ZM232 101H233V100H232ZM237 101H238V100H237ZM245 101H246V100H245ZM248 101H249V100H248ZM260 101H261V100H260ZM8 102H9V101H8ZM8 102H7V103H8ZM64 102H65V101H64ZM80 102H81V101H80ZM86 102H88V101H86ZM108 102H109V101H108ZM108 102H107V104H109ZM130 102H131V101H130ZM144 102H145V101H144ZM192 102H193V101H192ZM213 102H214V101H213ZM215 102H216V100H215ZM215 102H214V103H215ZM218 102H219V101H218ZM226 102H227V101H226ZM258 102H259V101H258ZM7 103H6V104H7ZM33 103H34V102H33ZM45 103H46V102H45ZM45 103H44V104H45ZM52 103H53V102H52ZM68 103H69V102H68ZM72 103H73V102H72ZM176 103H177V102H176ZM176 103H175V104H176ZM183 103H184V102H183ZM193 103H194V102H193ZM200 103H201V102H200ZM238 103H239V102H238ZM238 103H237V104H238ZM240 103H241V101H240ZM12 104H13V103H12ZM14 104H15V103H14ZM14 104H13V106H14ZM24 104H25V103H24ZM34 104H35V103H34ZM58 104H59V102H58ZM78 104H79V102H78ZM114 104H115V103H114ZM140 104H141V103H140ZM140 104H139V105H140ZM208 104H210V103H208ZM0 105H1V104H0ZM42 105H43V104H42ZM54 105H55V104H54ZM96 105H97V104H96ZM110 105H111V103H110ZM116 105H118V104H116ZM215 105H216V104H215ZM239 105H240V104H239ZM262 105H263V104H262ZM15 106H16V105H15ZM27 106H28V105H27ZM40 106H41V105H40ZM44 106H45V105H44ZM47 106H48V105H47ZM62 106H63V105H62ZM103 106H104V105H103ZM114 106H115V105H114ZM124 106H125V104H124ZM182 106H183V105H182ZM206 106H207V105H206ZM209 106H210V105H209ZM224 106H225V105H224ZM235 106H236V105H235ZM244 106H245V105H244ZM4 107H5V106H4ZM9 107H10V105H9ZM37 107H38V106H37ZM67 107H68V106H67ZM79 107H80V106H79ZM115 107H116V106H115ZM193 107H194V106H193ZM233 107H234V105H233ZM239 107H240V106H239ZM0 108H1V107H0ZM16 108H17V107H16ZM29 108L31 109V106H30ZM44 108H45V107H44ZM94 108H95V107H94ZM187 108H188V107H187ZM23 109H24V107H23ZM25 109H27V108H25ZM52 109H53V108H52ZM67 109H68V108H67ZM82 109H83V108H82ZM120 109H121V108H120ZM139 109H140V108H139ZM194 109H195V108H194ZM242 109H243V108H242ZM244 109H245V108H244ZM6 110H7V109H6ZM21 110H22V109H21ZM21 110H20V111H21ZM48 110H49V108H48ZM56 110H57V109H56ZM79 110H80V109H79ZM84 110H85V109H84ZM84 110H83V111H84ZM104 110H105V109H104ZM131 110H132V109H131ZM186 110H187V109H186ZM205 110H206V109H205ZM209 110H210V109H209ZM4 111H5V110H4ZM17 111H18V110H17ZM32 111H33V110H32ZM32 111H30V112L32 113ZM49 111H50V110H49ZM98 111H99V110H98ZM113 111H114V110H113ZM137 111H138V110H137ZM137 111H136V112H137ZM189 111H190V110H189ZM234 111H235V110H234ZM11 112H12V111H11ZM14 112H15V111H14ZM23 112H24V111H23ZM27 112H28V111H27ZM38 112H39V111H38ZM56 112H57V111H56ZM81 112H82V111H81ZM87 112H88V111H87ZM93 112H94V111H93ZM95 112H96V111H95ZM138 112H139V111H138ZM179 112H180V111H179ZM220 112H221V111H220ZM263 112H264V111H263ZM41 113H42V112H41ZM41 113H40V114H41ZM46 113H47V112H46ZM51 113H52V112H51ZM51 113H50V114H51ZM120 113H121V112H120ZM125 113H126V112H125ZM167 113H169V112H167ZM183 113H184V112H183ZM196 113H197V112H196ZM201 113H202V112H201ZM0 114H1V113H0ZM55 114H56V113H55ZM105 114H106V113H105ZM117 114H118V113H117ZM157 114H158V113H157ZM157 114H156V115H157ZM194 114H195V113H194ZM248 114H249V113H248ZM253 114H254V113H253ZM18 115H19V114H18ZM32 115H33V114H32ZM47 115H48V114H47ZM94 115H95V114H94ZM111 115H112V114H111ZM210 115H211V114H210ZM16 116H17V115H16ZM38 116H39V115H38ZM79 116H80V115H79ZM98 116H99V115H98ZM106 116H107V115H106ZM119 116H120V115H119ZM134 116H135V115H134ZM145 116H146V115H145ZM160 116H161V115H160ZM192 116H193V115H192ZM200 116H201V115H200ZM229 116H230V115H229ZM232 116H233V115H232ZM235 116H236V115H235ZM241 116H242V115H241ZM241 116H240V117H241ZM6 117H7V116H6ZM14 117H15V116H14ZM33 117H34V116H33ZM40 117H41V116H40ZM64 117H65V116H64ZM66 117H67V116H66ZM88 117H89V116H88ZM177 117H178V116H177ZM195 117H196V116H195ZM210 117H211V116H210ZM258 117H259V116H258ZM26 118H27V117H26ZM110 118H111V116H110ZM113 118H114V117H113ZM133 118H134V117H133ZM147 118H148V117H147ZM172 118H173V117H172ZM175 118H176V117H175ZM180 118H181V117H180ZM49 119H50V118H49ZM74 119H75V118H74ZM101 119H102V118H101ZM181 119H182V118H181ZM183 119H184V118H183ZM208 119H209V118H208ZM259 119H260V118H259ZM2 120H3V118H2ZM13 120H14V119H13ZM38 120H40V119H38ZM53 120H54V119H52L51 121H53ZM62 120H64V118H63ZM65 120H66V119H65ZM84 120H85V119H84ZM112 120H114V119H112ZM117 120H118V119H117ZM134 120H135V119H134ZM147 120H148V119H147ZM200 120H202V119H200ZM203 120H204V118H203ZM241 120H242V119H241ZM6 121H9V120H6ZM6 121H5V124H6ZM45 121H46V120H45ZM51 121H50V122H51ZM54 121H55V120H54ZM103 121H104V120H103ZM145 121H146V118H145ZM191 121H192V120H191ZM242 121H243V120H242ZM15 122H16V121H15ZM77 122H78V121H77ZM77 122H76V123H77ZM86 122H87V121H86ZM89 122H90V121H89ZM136 122H139V121L136 120ZM152 122H153V121H152ZM155 122H156V121H155ZM177 122H178V121H177ZM196 122H197V121H196ZM262 122H263V121H262ZM262 122H261V123H262ZM8 123H10V122H8ZM8 123H7V124H8ZM53 123H54V122H53ZM115 123H117V122H115ZM148 123H149V122H148ZM162 123H163V122H162ZM199 123H200V122H199ZM242 123H243V122H242ZM255 123H257V122H255ZM43 124H44V123H42V125H43ZM73 124H74V123H73ZM85 124H86V123H85ZM89 124H90V123H89ZM92 124H93V123H92ZM94 124H95V123H94ZM121 124H122V123H121ZM127 124H128V122H127ZM143 124H144V123H143ZM155 124H156V123H155ZM214 124H215V123H214ZM21 125H22V124H21ZM32 125H33V124H32ZM34 125H35V124H34ZM34 125H33V126H34ZM70 125H71V124H70ZM100 125H101V124H100ZM103 125H104V124H103ZM117 125H118V123H117ZM123 125H124V124H123ZM136 125H137V124H136ZM168 125H169V124H168ZM171 125H172V124H171ZM184 125H185V124H184ZM205 125H206V124H205ZM215 125H216V124H215ZM249 125H251V123H249ZM47 126H49V125L47 124ZM72 126H73V125H72ZM74 126H75V125H74ZM78 126H79V125H78ZM137 126H138V125H137ZM200 126H202V124H201ZM200 126H199V127H200ZM13 127H14V126H13ZM16 127H17V126H16ZM23 127H24V126H23ZM92 127H93V126H92ZM121 127H124V126L121 125ZM157 127H158V125H157ZM189 127H190V126H189ZM211 127H212V126H211ZM245 127H246V126H245ZM254 127H255V126H254ZM19 128H20V127H19ZM32 128H33V127H32ZM40 128H41V127H40ZM50 128H51V127H50ZM50 128H49V129H50ZM52 128H53V127H52ZM69 128H70V127H69ZM106 128H107V127H106ZM124 128H125V127H124ZM137 128H138V127H137ZM149 128H150V127H149ZM163 128H164V127H163ZM167 128H168V127H167ZM172 128H173V127H172ZM190 128H191V127H190ZM205 128H206V127H205ZM261 128H262V127H261ZM6 129H8V128H6ZM6 129H5V130H6ZM12 129H13V128H12ZM24 129H25V128H24ZM47 129H48V128H47ZM81 129H82V128H81ZM95 129H96V128H95ZM113 129H114V128H113ZM127 129H128V128H127ZM133 129H134V128H133ZM142 129H144V128H142ZM158 129H159V128H158ZM173 129H174V128H173ZM203 129H204V128H203ZM211 129H212V128H211ZM251 129H252V128H251ZM255 129H256V128H255ZM263 129H264V128H263ZM2 130H3V129H2ZM16 130H17V129H16ZM53 130H54V129H53ZM111 130H112V129H111ZM121 130H122V129H121ZM124 130H125V129H124ZM134 130H135V129H134ZM136 130H137V129H136ZM136 130H135V132H136ZM149 130H150V129H149ZM183 130H184V129H183ZM19 131H20V130H19ZM21 131H22V130H21ZM41 131H42V130H41ZM66 131H67V130H66ZM137 131H139V130H137ZM141 131H142V130H141ZM164 131H165V130H164ZM192 131H193V130H192ZM17 132H18V130H17ZM67 132H68V131H67ZM74 132H76V131H74ZM100 132H102V131H100ZM113 132H114V131H113ZM116 132H117V131H116ZM126 132H127V131H126ZM139 132H140V131H139ZM145 132H146V131H145ZM151 132H152V131H151ZM176 132H177V131H176ZM184 132H185V131H184ZM189 132H190V131H189ZM245 132H247V131H245ZM262 132H263V131H262ZM10 133H11V132H10ZM18 133H19V132H18ZM40 133H41V132H40ZM46 133H47V132H46ZM46 133H45V134H46ZM92 133H93V132H92ZM120 133H121V132H120ZM131 133H132V132H131ZM156 133H157V132H156ZM165 133H166V131H165ZM174 133H175V132H174ZM197 133H198V132H197ZM219 133H220V132H219ZM230 133H231V132H230ZM263 133H264V132H263ZM34 134H35V133H34ZM34 134H33V135H34ZM163 134H164V133H163ZM194 134H195V133H194ZM201 134H202V133H201ZM204 134H205V133H204ZM224 134H225V133H224ZM234 134H235V133H234ZM250 134H251V133H250ZM70 135H71V134H69V136H70ZM75 135H76V134H75ZM83 135L86 136V134H83ZM97 135H98V134H97ZM125 135H126V134H125ZM127 135H129V134H127ZM139 135H140V134H139ZM190 135H191V134H190ZM197 135H198V134H197ZM207 135H208V134H207ZM235 135H236V134H235ZM27 136H28V135H27ZM39 136H40V135H39ZM39 136H38V137H39ZM73 136H74V135H73ZM94 136H95V133H94ZM145 136H146V135H145ZM223 136H224V135H223ZM6 137H7V136H6ZM15 137H16V135H15ZM86 137H87V136H86ZM113 137H114V136H113ZM118 137H119V135H118ZM127 137H128V136H127ZM158 137H159V136H158ZM162 137H164V135H162ZM197 137H198V136H197ZM220 137H221V136H220ZM141 138H142V137H141ZM141 138H140V139H141ZM144 138H145V137H144ZM149 138H150V137H149ZM156 138H157V137H156ZM182 138H183V137H182ZM230 138H231V137H230ZM238 138H239V137H238ZM6 139H7V138H6ZM6 139H5V140H6ZM13 139L15 140V138H13ZM17 139H18V138H17ZM23 139H24V138H23ZM63 139H64V138H63ZM72 139H73V138H72ZM92 139H93V137H92ZM180 139H181V138H180ZM214 139H215V137H214ZM10 140H11V139H10ZM58 140H60V139H58ZM75 140H76V139H75ZM93 140H94V139H93ZM151 140H152V138H151ZM160 140H161V139H160ZM166 140H167V139H166ZM186 140H187V139H186ZM189 140H190V139H189ZM192 140H193V139H192ZM204 140H205V139H204ZM234 140H235V139H234ZM234 140H233V141H234ZM245 140H246V139H245ZM262 140H263V139H262ZM19 141H20V139H19ZM24 141H25V140H24ZM26 141H27V140H26ZM29 141H30V140H29ZM87 141H88V140H87ZM120 141H121V140H120ZM123 141H124V140H123ZM125 141H126V140H125ZM130 141H131V140H130ZM138 141H139V140H138ZM148 141H149V139H148ZM177 141H178V140H177ZM193 141H194V140H193ZM227 141H228V139H227ZM259 141H260V140H259ZM27 142H28V141H27ZM71 142L73 143V141H71ZM180 142H181V141H180ZM182 142H183V140H182ZM224 142H225V141H224ZM236 142H237V141H236ZM245 142H246V141H245ZM260 142H261V141H260ZM25 143H26V142H25ZM72 143H71V144H72ZM107 143H108V142H107ZM120 143H121V142H120ZM124 143H125V145H126V142H124ZM138 143H140V142H138ZM163 143H164V142H163ZM192 143H193V142H192ZM218 143H219V142H218ZM262 143H263V142H262ZM89 144H90V143H89ZM121 144H122V143H121ZM132 144H133V143H132ZM153 144H154V143H153ZM200 144H201V143H200ZM237 144H238V143H237ZM241 144H242V143H241ZM245 144H246V143H245ZM249 144H250V143H249ZM263 144H264V143H263ZM67 145H68V144H67ZM104 145H105V144H104ZM150 145H151V144H150ZM163 145H164V144H163ZM185 145H186V144H185ZM187 145H188V144H187ZM222 145H223V144H222ZM233 145H234V144H233ZM238 145H240V144H238ZM247 145H248V144H247ZM7 146H8V145H7ZM9 146H10V145H9ZM53 146H54V145H53ZM68 146H69V145H68ZM98 146H99V145H98ZM107 146H108V145H107ZM128 146H129V144H128ZM212 146H214V145H212ZM229 146H230V145H229ZM262 146H263V145H262ZM28 147H29V146H28ZM28 147H27V148H28ZM37 147H38V145H37ZM99 147H100V146H99ZM103 147H104V146H103ZM121 147H122V146H121ZM162 147H164V146H162ZM162 147H161V148H162ZM210 147H211V146H210ZM243 147H244V145H243ZM243 147H242V148H243ZM11 148H12V147H11ZM13 148H14V147H13ZM85 148H86V147H85ZM100 148H101V147H100ZM100 148H99V150H100ZM108 148H109V147H108ZM111 148H112V147H111ZM113 148H115V146H114ZM119 148H120V146H119ZM126 148H127V147H126ZM137 148H138V147H137ZM149 148H150V147H149ZM149 148H148V149H149ZM158 148H159V147H158ZM161 148H160V150H161ZM171 148H172V147H171ZM182 148H183V147H182ZM224 148H225V147H224ZM235 148H236V147H235ZM242 148H240V149H242ZM5 149H6V148H5ZM9 149H10V147H9ZM30 149H31V148H30ZM54 149H55V148H54ZM66 149H67V148H66ZM122 149H123V148H122ZM132 149H133V148H132ZM179 149H180V148H179ZM212 149H213V147H212ZM238 149H239V148H238ZM238 149H237V150H238ZM252 149H253V148H252ZM258 149H259V148H258ZM258 149H257V150H258ZM7 150H8V149H7ZM72 150H73V149H72ZM117 150H118V149H117ZM133 150H134V149H133ZM191 150H192V149H191ZM229 150H230V149H229ZM246 150H247V149H246ZM246 150H245V151H246ZM260 150H261V149H260ZM12 151H13V150H12ZM66 151H67V150H66ZM73 151H75V150H73ZM112 151H113V150H112ZM180 151H181V150H180ZM187 151H188V150H187ZM235 151H236V149H235ZM235 151H234V154H235ZM240 151H241V150H240ZM240 151L238 152L239 154L241 153ZM27 152H29V151H27ZM49 152H50V151H49ZM92 152H93V151H92ZM95 152H96V151H95ZM115 152H116V151H115ZM120 152H121V151H120ZM181 152H182V151H181ZM188 152H189V151H188ZM197 152H198V151H197ZM253 152H254V151H253ZM262 152H263V151H262ZM19 153H20V152H19ZM31 153H32V152H31ZM98 153H99V152H98ZM166 153H167V152H166ZM210 153H211V152H210ZM216 153H217V152H216ZM245 153H246V152H245ZM3 154H5V153H3ZM15 154H16V153H15ZM118 154H119V152H118ZM183 154H184V153H183ZM200 154H201V153H200ZM251 154H252V152H251ZM255 154H256V153H255ZM10 155H11V154H10ZM91 155H92V153H91ZM94 155H95V154H94ZM154 155H155V154H154ZM168 155H169V153H168ZM209 155H210V154H209ZM217 155H218V154H217ZM220 155H221V154H220ZM228 155H229V154H228ZM240 155H242V153H241ZM240 155H239V156H240ZM262 155H263V153H262ZM88 156H89V155H88ZM159 156H160V154H159ZM163 156H164V155H163ZM175 156H176V155H175ZM188 156H189V155H188ZM222 156H223V155H222ZM247 156H248V155H247ZM251 156H252V155H251ZM251 156H248V157H251ZM253 156H254V155H253ZM38 157H39V156H38ZM101 157H103L102 154H101ZM109 157H111V156H109ZM113 157H114V156H113ZM125 157H126V156H125ZM149 157H150V156H149ZM177 157H178V156H177ZM259 157H260V156H259ZM0 158H1V157H0ZM12 158H13V157H12ZM28 158H29V157H28ZM36 158H37V157H36ZM40 158H41V157H40ZM88 158H89V157H88ZM121 158H122V157H121ZM167 158H168V157H167ZM169 158H170V157H169ZM188 158H189V157H188ZM234 158H236V157L234 156ZM241 158H242V157H241ZM245 158H246V157H245ZM251 158H253V157H251ZM34 159H35V158H34ZM43 159H44V158H43ZM90 159H91V158H90ZM113 159H114V158H113ZM116 159H117V158H116ZM178 159H179V158H178ZM181 159H182V158H181ZM203 159H204V158H203ZM218 159H220V158L218 157ZM223 159H224V158H223ZM225 159H226V158H225ZM246 159H248V158H246ZM262 159H263V158H262ZM262 159L260 158V161H261ZM5 160H6V159H5ZM13 160H14V159H13ZM37 160H38V159H37ZM46 160H48V159H46ZM88 160H89V159H88ZM97 160H98V158H97ZM147 160H148V159H147ZM147 160H146V161H147ZM170 160H171V159H170ZM185 160H186V159H185ZM188 160H189V159H188ZM263 160H264V159H263ZM17 161H18V160H17ZM48 161H49V160H48ZM57 161H58V160H57ZM89 161H90V160H89ZM118 161H119V160H118ZM155 161H156V160H155ZM157 161H158V160H157ZM157 161H156V162H157ZM195 161H196V160H195ZM207 161H209V160H207ZM231 161H232V160H231ZM247 161H248V160H247ZM247 161H246V162H247ZM251 161H252V159H251ZM4 162H5V161H4ZM37 162H38V161H37ZM37 162H36V164H37ZM104 162H105V161H104ZM112 162H113V161H112ZM127 162H128V161H127ZM142 162H143V161H142ZM236 162H237V161H236ZM236 162H235V163H236ZM7 163H8V162H7ZM16 163H17V162H16ZM29 163H30V162H29ZM59 163H61V162H59ZM94 163H96V162H94ZM121 163H122V162H121ZM188 163H189V162H188ZM212 163H213V162H212ZM221 163H222V162H221ZM244 163H245V162H244ZM12 164H13V163H12ZM12 164H11V165H12ZM22 164H23V163H22ZM25 164H26V163H25ZM38 164H39V163H38ZM38 164H37V167H38ZM53 164H54V163H53ZM99 164H100V163H99ZM118 164H119V163H118ZM143 164H144L145 166H147V165L145 164V162H143ZM143 164H142V165H143ZM206 164H207V163H206ZM218 164H219V161H218ZM227 164H228V163H227ZM237 164H238V163H237ZM11 165H10V166H11ZM16 165H17V164H16ZM150 165H151V164H150ZM184 165H185V164H184ZM191 165H192V163H191ZM196 165H197V163H196ZM214 165H215V164H214ZM235 165H236V164H235ZM244 165H245V164H244ZM255 165H256V164H255ZM20 166H21V165H20ZM22 166H26V165H22ZM98 166H99V165H98ZM115 166H116V165H115ZM115 166H114V167H115ZM120 166H121V165H120ZM120 166H119V167H120ZM122 166H124V165H122ZM145 166H143V167L145 168ZM209 166H210V165H209ZM72 167H73V166H72ZM114 167H113V168H114ZM126 167H127V163H126ZM139 167H140V166H139ZM167 167H168V166H167ZM169 167H170V165H169ZM214 167H215V166H214ZM236 167H237V165H236ZM243 167H244V166H243ZM10 168H11V167H10ZM17 168H18V167H17ZM47 168H49V167H47ZM55 168H56V167H55ZM86 168H87V167H86ZM90 168H91V167H90ZM106 168H107V167H106ZM116 168H117V166H116ZM147 168H148V167H147ZM191 168H192V167H191ZM209 168H210V167H209ZM212 168H213V167H212ZM220 168H221V167H220ZM223 168H224V167H223ZM19 169H20V168H19ZM19 169H17V170H19ZM22 169H23V168H22ZM50 169H51V168H50ZM74 169H75V168H74ZM145 169H146V168H145ZM145 169H144V170H145ZM150 169H151V168H150ZM154 169H155V168H154ZM159 169H160V168H159ZM164 169H165V168H164ZM229 169H231V168H229ZM244 169H245V168H244ZM253 169H254V168H253ZM14 170H15V169H14ZM25 170H26V169H25ZM25 170H24V171H25ZM51 170H52V169H51ZM64 170H65V169H64ZM95 170H96V169H95ZM105 170H106V169H105ZM121 170H122V169H121ZM137 170H138V169H137ZM215 170H217V169H215ZM48 171H49V170H48ZM74 171H75V170H74ZM113 171H114V169H113ZM122 171H123V170H122ZM248 171H249V170H248ZM11 172H12V171H11ZM25 172H26V171H25ZM39 172H40V171H39ZM43 172H44V171H43ZM75 172H77V171H75ZM80 172H82V171H80ZM138 172H140V171H138ZM187 172H188V171H187ZM191 172H192V171H191ZM249 172H250V171H249ZM15 173H16V172H15ZM40 173H42V172H40ZM101 173H102V172H101ZM141 173H142V172H141ZM149 173H150V172H149ZM188 173H189V172H188ZM188 173H187V174H188ZM212 173H213V172H212ZM215 173H216V172H215ZM218 173H219V172H218ZM218 173H217V174H218ZM11 174H13V173H11ZM26 174H27V173H25L24 176H25ZM43 174H44V173H43ZM54 174H55V173H54ZM59 174H60V171H59ZM59 174H58V175H59ZM61 174H62V173H61ZM74 174H75V173H74ZM104 174H105V173H104ZM151 174H152V173H151ZM187 174H186V175H187ZM206 174H207V173H206ZM220 174H221V172H220ZM9 175H10V174H9ZM28 175H29V174H28ZM45 175H46V174H45ZM99 175H101V174H99ZM139 175H140V174H139ZM183 175H184V174H183ZM193 175H194V174H193ZM259 175H260V173H259ZM37 176H38V175H37ZM40 176H41V175H40ZM60 176H61V175H60ZM71 176H74V175H71ZM75 176H76V175H75ZM78 176H79V175H78ZM132 176H133V175H132ZM132 176H131V177H132ZM144 176H145V174H144ZM146 176H147V175H146ZM187 176H188V175H187ZM210 176H211V175H210ZM215 176H216V174H215ZM244 176H245V175H244ZM244 176H243V177H244ZM256 176H257V175H256ZM20 177H21V176H20ZM131 177H130V178H131ZM140 177H141V176H140ZM220 177H221V176H220ZM220 177H219V179H220ZM257 177H258V176H257ZM262 177H263V175L261 176V178H262ZM22 178H23V177H22ZM25 178H26V177H25ZM38 178H39V177H38ZM42 178H43V177H42ZM71 178H74V177H71ZM99 178H100V177H99ZM109 178H111V177H109ZM143 178H144V177H143ZM188 178H189V177H188ZM188 178H185V179H188ZM191 178H192V177H191ZM207 178H208V177H207ZM224 178H225V176H224ZM228 178H229V177H228ZM259 178H260V177H259ZM101 179H102V178H101ZM139 179H140V178H139ZM181 179H182V178H181ZM185 179H184V180H185ZM19 180H20V179H19ZM19 180H18V181H19ZM25 180H26V179H25ZM29 180H30V179H29ZM60 180H61V179H60ZM60 180H59V181H60ZM73 180H74V179H73ZM82 180H83V179H82ZM84 180H85V179H84ZM135 180H136V179H135ZM188 180H189V179H188ZM195 180H196V179H195ZM207 180H208V179H207ZM232 180H233V179H232ZM257 180H259V179H257ZM263 180H264V179H263ZM71 181H72V180H71ZM74 181H76V180H74ZM105 181H106V180H105ZM167 181H168V180H167ZM179 181H180V180H179ZM211 181H212V180H211ZM242 181H243V180H242ZM260 181H261V180H260ZM24 182H26V181H24ZM60 182H61V181H60ZM103 182H104V181H103ZM168 182H169V181H168ZM193 182H194V181H193ZM195 182H196V181H195ZM199 182H201V181H199ZM213 182H214V181H213ZM243 182H244V181H243ZM245 182H246V181H245ZM74 183H77V182H74ZM90 183H91V182H90ZM92 183H93V182H92ZM104 183H105V182H104ZM123 183H124V182H123ZM137 183H138V182H137ZM176 183H177V182H176ZM197 183H198V182H197ZM203 183H204V182H203ZM222 183H223V182H222ZM241 183H242V182H241ZM12 184H13V183H12ZM21 184H22V183H21ZM56 184H57V183H56ZM124 184H125V183H124ZM126 184H127V183H126ZM138 184H139V183H138ZM186 184H187V183H186ZM201 184H202V183H201ZM201 184H200V187H201ZM245 184H246V183H245ZM17 185H18V184H17ZM22 185H24V183H23ZM59 185H60V184H59ZM177 185H178V184H177ZM205 185H206V184H205ZM240 185H241V184H240ZM253 185H254V184H253ZM13 186H14V185H12V187H13ZM20 186H21V185H20ZM66 186H68V185H66ZM84 186H85V185H84ZM93 186H94V185H93ZM138 186H139V185H138ZM144 186H145V185H144ZM170 186H171V185H170ZM190 186H191V185H190ZM192 186H193V185H192ZM197 186H198V185H197ZM206 186H207V185H206ZM210 186H211V185H210ZM210 186H209V187H210ZM214 186H215V185H214ZM242 186H243V185H242ZM242 186H241V187H242ZM62 187H63V186H62ZM86 187H87V186H86ZM131 187H132V186H131ZM155 187H156V186H155ZM187 187H188V185H187ZM236 187H237V185H236ZM250 187H253V186H250ZM22 188H23V186H22ZM89 188H90V187H89ZM93 188H94V187H93ZM191 188H192V187H191ZM229 188H230V186H229ZM91 189H92V188H91ZM136 189H137V188H135V190H136ZM138 189H139V188H138ZM159 189H160V188H159ZM163 189H164V188H163ZM180 189H181V188H180ZM180 189H179V190H180ZM208 189H209V188H208ZM231 189H232V187H231ZM231 189H230V190H231ZM245 189H247V188H245ZM249 189H250V188H249ZM63 190H64V189H63ZM73 190H75V189H73ZM187 190H188V189H187ZM255 190H256V189H255ZM71 191H72V190H71ZM138 191H139V190H138ZM141 191H142V190H141ZM188 191H189V190H188ZM191 191H192V190H191ZM208 191H209V190H208ZM90 192H92V191H90ZM96 192H97V191H96ZM98 192H99V191H98ZM169 192H170V191H169ZM176 192H177V191H176ZM212 192H213V191H212ZM228 192H229V191H228ZM252 192H254V191H252ZM66 193H67V191H66ZM81 193H82V192H81ZM102 193H103V192H102ZM107 193H108V192H107ZM132 193H134V192H132ZM137 193H138V192H137ZM180 193H182V192L180 191ZM203 193H204V192H203ZM234 193H235V192H233V194H234ZM246 193H247V192H246ZM61 194H62V193H61ZM68 194H69V193H68ZM71 194H72V193H71ZM177 194H179V193H177ZM184 194H186V192H185ZM201 194H202V193H201ZM207 194H208V193H207ZM236 194H238V193H236ZM263 194H264V193H263ZM64 195H65V194H64ZM64 195H63V196H64ZM77 195H78V194H77ZM84 195H85V194H84ZM90 195H91V194H90ZM95 195H96V194H95ZM175 195H176V194H175ZM202 195H203V194H202ZM215 195H216V194H215ZM220 195H221V194H220ZM101 196H102V195H101ZM126 196H127V195H126ZM126 196H125V197H126ZM165 196H166V195H165ZM182 196H183V195H182ZM182 196H181V197H182ZM184 196H185V195H184ZM184 196H183V197H184ZM197 196H198V195H197ZM263 196H264V195H263ZM58 197H59V195H58ZM71 197H72V196H71ZM78 197H79V196H78ZM93 197H94V196H93ZM154 197H155V196H154ZM174 197H175V196H174ZM179 197H180V196H179ZM183 197H182V198H183ZM186 197H187V196H186ZM200 197H201V195H200ZM200 197H199V199H200ZM206 197H208V195H207ZM219 197H221V196H219ZM249 197H251V195H250ZM68 198H69V197H68ZM80 198H81V196H80ZM158 198H159V197H158ZM191 198H192V197H191ZM226 198H227V197H226ZM230 198H231V197H230ZM262 198H263V197H262ZM100 199H101V197H100ZM151 199H152V198H151ZM156 199H157V198H156ZM178 199H179V198H178ZM221 199H222V198H221ZM221 199H220V200H221ZM223 199H225V198H223ZM253 199H254V198H253ZM67 200H68V199H67ZM88 200H89V198H88ZM98 200H99V198H98ZM101 200H102V199H101ZM171 200H172V199H171ZM182 200H183V199H182ZM201 200H202V199H201ZM232 200H233V199H232ZM254 200H255V199H254ZM254 200H253V201H254ZM257 200H258V199H257ZM57 201H58V200H57ZM84 201H85V200H84ZM119 201H121V200H119ZM119 201H118V202H119ZM158 201H159V200H158ZM184 201H185V200H184ZM210 201H211V200H210ZM215 201H216V200H215ZM243 201H244V200H243ZM62 202H63V199H62ZM85 202H86V201H85ZM89 202H90V200H89ZM93 202H94V201H93ZM93 202H92V204H94ZM109 202H110V201H109ZM111 202H112V201H111ZM114 202H115V201H114ZM114 202H113V203H114ZM116 202H117V201H116ZM116 202H115V203H116ZM152 202H153V201H152ZM168 202H169V201H168ZM170 202H171V201H170ZM173 202L175 203L176 200H175V201L173 200ZM179 202H180V199H179ZM200 202H201V201H200ZM224 202H225V200H224ZM237 202H238V201H237ZM240 202H241V201H240ZM240 202H238V203H240ZM255 202H257V201H255ZM259 202H260V201H259ZM103 203H104V202H103ZM106 203H107V202H106ZM106 203H105V204H106ZM163 203H164V202H163ZM166 203H167V201H166ZM180 203H181V202H180ZM191 203H194V202H191ZM211 203H212V201H211ZM211 203H210V204H211ZM214 203H215V202H214ZM243 203H244V202H243ZM88 204H89V203H88ZM105 204H104V205H105ZM177 204H178V203H177ZM221 204H222V202H221ZM249 204H250V203H249ZM255 204H256V203H255ZM255 204L253 203V206H254ZM55 205H57V204L55 203ZM74 205H75V204H74ZM83 205H84V204H83ZM86 205H87V204H86ZM97 205H98V204H97ZM99 205H100V203H99ZM104 205H103V206H104ZM162 205H164V204H162ZM172 205L174 206V204H172ZM175 205H176V204H175ZM228 205H229V204H228ZM143 206H144V205H143ZM154 206H155V205H154ZM201 206H202V205H201ZM212 206H214V205H212ZM212 206H211V207H212ZM218 206H219V205H218ZM95 207H96V206H95ZM118 207H119V206H118ZM156 207H159V206H156ZM162 207H163V206H162ZM186 207H187V206H186ZM215 207H216V206H215ZM72 208H73V206H72ZM108 208H109V207H108ZM116 208H117V207H116ZM153 208H154V207H153ZM160 208H161V207H160ZM160 208H159V209H160ZM175 208H177V206H175ZM187 208H188V207H187ZM187 208H186V209H187ZM189 208H190V207H189ZM213 208H214V207H213ZM217 208H218V207H217ZM64 209H65V208H64ZM84 209H85V208H84ZM94 209H95V208H94ZM109 209H110V208H109ZM117 209H118V208H117ZM172 209H174V208H172ZM178 209H179V208H178ZM178 209H177V210H178ZM181 209H182V207H181ZM244 209H245V206H244ZM262 209H263V208H262ZM91 210H92V209H91ZM105 210H107V209H105ZM122 210H123V209H122ZM151 210H152V209H151ZM153 210H154V209H153ZM160 210H161V209H160ZM160 210H159V211H160ZM210 210H211V209H210ZM226 210H227V209H226ZM245 210H246V209H245ZM257 210H258V209H257ZM63 211H64V210H63ZM76 211H77V209H76ZM88 211H89V209H88ZM102 211H103V210H102ZM123 211H124V210H123ZM149 211H150V210H149ZM149 211L147 212V214L149 213ZM162 211H163V210H162ZM166 211H167V210H166ZM171 211H172V210H171ZM207 211H208V210H207ZM103 212H104V211H103ZM210 212H211V211H210ZM210 212H209V213H210ZM214 212H215V211H214ZM214 212H213V213H214ZM221 212H222V211H220L219 213H221ZM250 212H251V211H250ZM258 212H259V211H258ZM75 213H76V212H75ZM107 213H108V212H107ZM109 213H110V212H109ZM120 213H121V212H120ZM123 213H124V212H123ZM131 213H132V212H131ZM198 213H199V212H198ZM216 213H217V212H216ZM243 213H244V212H243ZM243 213H242V214H243ZM251 213H252V212H251ZM253 213H254V211H253ZM60 214H61V213H60ZM67 214H68V213H67ZM99 214H100V213H99ZM132 214H133V213H132ZM139 214H141V213H139ZM157 214H158V212H157ZM159 214H160V213H159ZM162 214H163V213H162ZM173 214H174V213H173ZM181 214H182V213H180V216L178 215V217H181ZM211 214H212V212H211ZM254 214H255V213H254ZM103 215H105V214H103ZM125 215H126V214H125ZM134 215H135V214H134ZM144 215H145V214H144ZM155 215H156V214H155ZM174 215H175V214H174ZM61 216H62V215H61ZM70 216H71V214H70ZM70 216H68V219H69ZM95 216H96V215H95ZM112 216H113V215H112ZM123 216H124V215H123ZM130 216H131V215H130ZM148 216H149V215H148ZM157 216H158V215H157ZM176 216H177V214H176ZM192 216H193V215H192ZM234 216H235V215H234ZM247 216H248V215H247ZM59 217H60V216H59ZM63 217H64V215H63ZM178 217H177V218H178ZM186 217H187V216H186ZM189 217L191 218V216H189ZM220 217H221V216H220ZM254 217H255V216H254ZM259 217H260V216H259ZM71 218H72V217H71ZM74 218H75V217H74ZM74 218H72V219H74ZM98 218H99V217H98ZM120 218H121V217H120ZM127 218H128V217H127ZM155 218H156V217H155ZM173 218H174V216H173ZM209 218H210V217H209ZM218 218H219V217H218ZM243 218H245V216H244ZM95 219H96V218H95ZM105 219H106V218H104V220H105ZM108 219H109V218H108ZM111 219H112V218H111ZM130 219H132V218H130ZM156 219H157V218H156ZM159 219H160V218H159ZM238 219H240V218H238ZM251 219H252V217H251ZM261 219H262V218H261ZM65 220H67V218H66ZM88 220H89V219H88ZM118 220H119V219H118ZM146 220H147V219H146ZM149 220H150V219H149ZM151 220H152V219H151ZM153 220H154V219H153ZM157 220H158V219H157ZM188 220H189V219H188ZM211 220H212V219H211ZM63 221H64V220H63ZM63 221H62V222H63ZM124 221H125V220H124ZM126 221H127V220H126ZM126 221H125V222H126ZM141 221H143V220H141ZM182 221H183V220H182ZM192 221H193V220H192ZM250 221H251V220H250ZM67 222H68V221H67ZM88 222H89V221H88ZM118 222H119V221H118ZM118 222H117V223H118ZM129 222H130V221H129ZM148 222H149V221H148ZM158 222H159V221H158ZM170 222H171V221H170ZM173 222H174V221H173ZM173 222H172V223H173ZM189 222H190V221H189ZM206 222H210V220H209V221H206ZM221 222H222V221H221ZM221 222H220V224H222ZM231 222H232V221H231ZM233 222H234V221H233ZM252 222H253V220H252ZM261 222H262V221H261ZM65 223H66V221H65ZM70 223H71V222H70ZM94 223H95V222H94ZM108 223L110 224V222H108ZM117 223H116V224H117ZM149 223H150V222H149ZM154 223H155V222H153V224H154ZM159 223H161V222H159ZM242 223H243V222H242ZM263 223H264V222H263ZM84 224H86V223H84ZM89 224H90V223H89ZM113 224H114V223H112V225H113ZM121 224H122V223H121ZM128 224H129V223H128ZM142 224H143V223H142ZM142 224H141V225H142ZM157 224H158V223H157ZM157 224H155V225H157ZM162 224H163V223H162ZM166 224H167V223H166ZM173 224H174V223H173ZM188 224H189V223H188ZM224 224H225V223H224ZM254 224H255V222H254ZM82 225H83V224H82ZM117 225H118V224H117ZM133 225H135V224H133ZM174 225H175V224H174ZM185 225H186V224H185ZM185 225H184V226H185ZM249 225H251V224H249ZM91 226H92V225H91ZM93 226H94V225H93ZM95 226H96V225H95ZM101 226H102V225H101ZM122 226H123V225H122ZM144 226H146V222H145V225H144ZM153 226H154V225H153ZM157 226H158V225H157ZM164 226H166V225L164 224ZM164 226H162V227L164 228ZM202 226H203V225H202ZM212 226H213V225H212ZM212 226H211V227H212ZM218 226H219V225H218ZM229 226H230V225H229ZM235 226H236V225H235ZM257 226H258V225H257ZM257 226H256V227H257ZM77 227H78V226H77ZM81 227H83V226H81ZM87 227H88V226H87ZM89 227H90V226H89ZM116 227H117V226H116ZM118 227H119V226H118ZM138 227H139V226H138ZM167 227H168V226H167ZM167 227H166V228H167ZM170 227H171V226H170ZM170 227H169V228H170ZM172 227H173V225H172ZM180 227H181V225H180ZM256 227H255V228H256ZM262 227L264 228V226H262ZM100 228H101V227H100ZM120 228H121V227H120ZM120 228H119V229H120ZM135 228L137 229V227H135ZM152 228H154V227H152ZM169 228H168V229H169ZM209 228H210V227H209ZM77 229H78V228H77ZM85 229L87 230L86 227H85ZM98 229H99V228H98ZM115 229H116V228H115ZM159 229H160V228H159ZM159 229H158V230H159ZM175 229H176V228H175ZM185 229H187V228H185ZM199 229H200V227H199ZM252 229H254V228H252ZM258 229H260V228H258ZM72 230H73V229H72ZM86 230H85V231H86ZM93 230H94V229H93ZM110 230H111V229H110ZM120 230H121V229H120ZM147 230H148V228H147ZM197 230H198V228H197ZM205 230H206V229H205ZM219 230H220V229H219ZM239 230H240V229H239ZM262 230H263V229H262ZM113 231H114V230H113ZM115 231H116V230H115ZM117 231H119V230H117ZM117 231H116V232H117ZM124 231H125V230H124ZM128 231H129V230H128ZM128 231H127V232H128ZM150 231H151V230H150ZM163 231H164V230H163ZM176 231H177V229H176ZM234 231H235V229H234ZM240 231H241V230H240ZM246 231H247V230H246ZM258 231H261V230H258ZM121 232H122V231H121ZM144 232H146V231H144ZM171 232H172V231H171ZM217 232H218V231H217ZM235 232H236V231H235ZM243 232H244V230H243ZM249 232H251V231H249ZM105 233H107V232H105ZM114 233H115V232H114ZM114 233H113V234H114ZM131 233H132V232H131ZM148 233H149V232H148ZM157 233H159V232H157ZM257 233H260V232H257ZM257 233H256V236H257ZM261 233H262V232H261ZM103 234H104V233H103ZM110 234H111V233H110ZM116 234H118V233H116ZM119 234H120V233H119ZM133 234H134V233H132V235H133ZM142 234H143V233H142ZM142 234H141V235H142ZM146 234H147V232H146ZM217 234H220V233H217ZM108 235H109V234H108ZM128 235H129V234H128ZM179 235H180V234H179ZM205 235H206V233H205ZM210 235H211V233H210ZM210 235H209V236H210ZM237 235H238V234H237ZM260 235H261V234H260ZM90 236H91V235H90ZM114 236H115V235H114ZM123 236H124V235H123ZM144 236H145V235H144ZM153 236L155 237V235H153ZM224 236H225V234H224ZM227 236H228V235H227ZM231 236H232V235H231ZM118 237H119V236H118ZM124 237H125V236H124ZM126 237H127V236H126ZM146 237H147V236H146ZM163 237H164V236H163ZM219 237H220V236H219ZM259 237H261V236H259ZM5 238H6V237H5ZM101 238H102V237H101ZM104 238H105V237H104ZM120 238H121V237H120ZM120 238H119V240H121ZM132 238H134V237H132ZM150 238H151V237H150ZM152 238H153V237H152ZM205 238H206V237H205ZM256 238H257V237H256ZM8 239H9V238H8ZM8 239H7V241H8ZM109 239H110V238H109ZM115 239H116V238H115ZM154 239H155V238H154ZM166 239H167V238H166ZM209 239H210V238H209ZM227 239H228V237H227ZM83 240H84V239H83ZM92 240H93V239H92ZM104 240H105V239H104ZM111 240H112V239H111ZM125 240H127V239L125 238ZM150 240H151V239H150ZM247 240H248V239H247ZM249 240H250V238H249ZM258 240H259V239H258ZM2 241H3V239H2ZM2 241H1V242H2ZM7 241H6V242H7ZM67 241H68V240H67ZM75 241H77V240H75ZM79 241H81V239H80ZM93 241H94V240H93ZM191 241H192V240H191ZM203 241H204V240H203ZM205 241H206V240H205ZM253 241H254V240H253ZM261 241H262V240H261ZM3 242H4V241H3ZM9 242H11V241H9ZM9 242H7V243H9ZM102 242H103V241H102ZM144 242H145V239H144ZM146 242H147V241H146ZM150 242H152V241H150ZM193 242H194V241H193ZM198 242H199V241H198ZM244 242H245V241H244ZM246 242H247V241H246ZM254 242H255V241H254ZM12 243H13V242H12ZM77 243H78V242H77ZM93 243H94V242H93ZM196 243H197V242H196ZM201 243H202V242H201ZM209 243H210V242H209ZM214 243H215V242H214ZM221 243H222V242H221ZM221 243H220V244H221ZM235 243H236V241H235ZM239 243H240V242H239ZM241 243H242V242H241ZM250 243H251V242H250ZM80 244H81V243H80ZM106 244H107V243H106ZM207 244H208V243H207ZM222 244H223V243H222ZM242 244H243V243H242ZM83 245H84V243H83ZM131 245H132V243H131ZM151 245H152V244H151ZM158 245H159V244H158ZM200 245H201V244H200ZM205 245H206V244H205ZM237 245H238V244H237ZM257 245L259 246L260 244L258 243ZM89 246H90V245H89ZM99 246H100V245H99ZM99 246H98V247H99ZM101 246H102V245H101ZM136 246H137V244H136ZM159 246H160V245H159ZM163 246H164V245H163ZM170 246H171V245H170ZM172 246H173V245H172ZM197 246H198V245H197ZM238 246H239V245H238ZM262 246H263V245H262ZM80 247H81V245H80ZM114 247H115V246H114ZM147 247H148V246H147ZM242 247H243V246H242ZM252 247H253V246H252ZM254 247H257V246H254ZM84 248H85V247H84ZM84 248H83V249H84ZM115 248H116V247H115ZM135 248H136V247H134V249H135ZM155 248H156V247H155ZM164 248H165V247H164ZM201 248H202V247H201ZM249 248H251V247H249ZM260 248H261V247H260ZM95 249H96V248H95ZM97 249H98V248H97ZM127 249H128V248H127ZM144 249H146V248H144ZM149 249H150V248H149ZM151 249H152V248H151ZM153 249H154V248H153ZM153 249H152V250H153ZM199 249H200V248H199ZM261 249H262V248H261ZM86 250H87V249H86ZM140 250H141V249H140ZM146 250H147V249H146ZM156 250H157V249H156ZM169 250H170V249H169ZM248 250H249V249H248ZM253 250H254V249H253ZM88 251H89V249H88ZM114 251H117V250H114ZM132 251H133V250H132ZM144 251H145V250H144ZM150 251H151V250H150ZM249 251H250V250H249ZM95 252H96V251H95ZM95 252H94V253H95ZM99 252H100V250H99ZM129 252H130V251H129ZM138 252H139V251H138ZM163 252H164V251H163ZM258 252H260V251H259V248H258ZM69 253H70V252H69ZM73 253H74V252H73ZM103 253H104V252H103ZM113 253H114V252H113ZM150 253H151V252H150ZM180 253H181V252H180ZM263 253H264V252H263ZM263 253H262V254H263ZM71 254H72V252H71ZM78 254H79V253H78ZM78 254H77V255H78ZM83 254H85V253H83ZM100 254H101V253H100ZM129 254H130V253H129ZM135 254H136V253H135ZM152 254H153V253H152ZM169 254H171V253L169 252ZM169 254H168V255H169ZM176 254H177V253H176ZM257 254H258V253H257ZM259 254H261V253H259ZM72 255H73V254H72ZM72 255H71V256H72ZM89 255H90V254H89ZM95 255H96V254H95ZM124 255H125V254H124ZM138 255H139V254H138ZM162 255H163V254H162ZM162 255H161V256H162ZM165 255H166V254H165ZM172 255H173V254H172ZM228 255H229V254H228ZM228 255H227V256H228ZM248 255H249V254H248ZM78 256H79V255H78ZM125 256H126V255H125ZM220 256H221V252H220ZM223 256H224V255H223ZM239 256H240V255H239ZM255 256H256V255H255ZM255 256H254V257H255ZM263 256H264V255H263ZM67 257H68V256H67ZM76 257H77V256H76ZM81 257H82V256H81ZM91 257H92V255H91ZM96 257H97V256H96ZM96 257H95V258H96ZM115 257H116V256H115ZM118 257H119V256H118ZM135 257H137V255H135ZM143 257H144V255H143ZM149 257H150V256H149ZM197 257H198V256H197ZM247 257H248V256H247ZM250 257H251V256H250ZM69 258H70V257H69ZM79 258H80V257H79ZM79 258H78V259H79ZM95 258H94V259H95ZM112 258H113V257H112ZM116 258H117V257H116ZM191 258H192V257H191ZM242 258H243V257H242ZM242 258H241V259H242ZM71 259H73V258H71ZM114 259H115V258H114ZM125 259H126V258H125ZM129 259H130V258H129ZM195 259H196V258H195ZM263 259H264V258H263ZM0 260H1V259H0ZM3 260H4V259H3ZM127 260H128V258L126 259V262H127ZM222 260H223V259H222ZM222 260H221V261H222ZM237 260H238V258H237ZM239 260H240V259H239ZM246 260H247V259H246ZM246 260H245V261H246ZM80 261H81V260H80ZM85 261H86V260H85ZM106 261H107V260H106ZM106 261H105V262H106ZM108 261H109V260H108ZM110 261H111V260H110ZM128 261H129V260H128ZM131 261H132V260H131ZM161 261H162V260H161ZM165 261H166V260H165ZM3 262H4V261H3ZM96 262H97V261H96ZM144 262H146V261H144ZM154 262H155V261H154ZM235 262H236V261H235ZM239 262H240V261H239ZM246 262H247V261H246ZM84 263H85V262H84ZM86 263H87V261H86ZM86 263H85V264H86ZM123 263H124V262H123ZM130 263H131V262H130ZM135 263H136V261H135ZM184 263H185V262H184ZM74 264H75V262H74ZM87 264H88V263H87ZM92 264H93V263H92ZM99 264H100V263H99ZM133 264H134V263H133ZM143 264H144V263H143ZM160 264H161V263H160ZM171 264H172V263H171ZM228 264H229V263H228ZM232 264H233V263H232ZM236 264H237V263H236ZM252 264H253V263H252Z\"/></svg>","mask_w":264,"mask_h":264}]
</instances>
